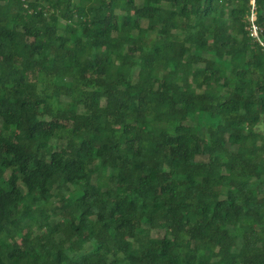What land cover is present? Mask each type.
Returning <instances> with one entry per match:
<instances>
[{
    "label": "trees",
    "instance_id": "trees-1",
    "mask_svg": "<svg viewBox=\"0 0 264 264\" xmlns=\"http://www.w3.org/2000/svg\"><path fill=\"white\" fill-rule=\"evenodd\" d=\"M251 8L0 0V264H264Z\"/></svg>",
    "mask_w": 264,
    "mask_h": 264
},
{
    "label": "built area",
    "instance_id": "built-area-1",
    "mask_svg": "<svg viewBox=\"0 0 264 264\" xmlns=\"http://www.w3.org/2000/svg\"><path fill=\"white\" fill-rule=\"evenodd\" d=\"M252 8H251V14L249 16V35L255 42H258L262 46H264V38L262 36L263 34V28L257 24L256 19V6H255V0H251Z\"/></svg>",
    "mask_w": 264,
    "mask_h": 264
},
{
    "label": "rangeland",
    "instance_id": "rangeland-1",
    "mask_svg": "<svg viewBox=\"0 0 264 264\" xmlns=\"http://www.w3.org/2000/svg\"><path fill=\"white\" fill-rule=\"evenodd\" d=\"M66 193V192H65Z\"/></svg>",
    "mask_w": 264,
    "mask_h": 264
}]
</instances>
